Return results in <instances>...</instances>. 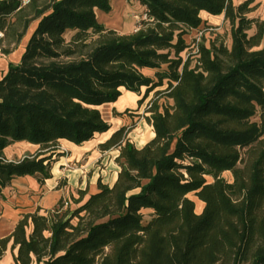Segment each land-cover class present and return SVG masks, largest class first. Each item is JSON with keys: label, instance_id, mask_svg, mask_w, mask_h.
Returning <instances> with one entry per match:
<instances>
[{"label": "trees", "instance_id": "16d2710c", "mask_svg": "<svg viewBox=\"0 0 264 264\" xmlns=\"http://www.w3.org/2000/svg\"><path fill=\"white\" fill-rule=\"evenodd\" d=\"M137 1L152 20L121 33L97 16L112 0H0L4 53L37 22L21 62L0 79V196L18 176L51 177L61 140L108 131L98 106L123 89L145 88L140 104L156 92L150 141L136 147L133 124L100 145L120 151L114 184L100 179L75 208L61 200L25 214L0 239V259L12 241L16 264H264V18L249 17L255 0ZM202 12L225 15L230 46L192 48ZM21 141L37 152L9 160L5 149Z\"/></svg>", "mask_w": 264, "mask_h": 264}, {"label": "crops", "instance_id": "0c3cea01", "mask_svg": "<svg viewBox=\"0 0 264 264\" xmlns=\"http://www.w3.org/2000/svg\"><path fill=\"white\" fill-rule=\"evenodd\" d=\"M243 1L245 0H233L236 5ZM131 2H137L143 11L145 10L139 1ZM127 5H129L128 0H112V10L108 14L101 9L96 10L98 19L104 21L107 27L121 33L132 32L133 30L128 28H131L133 23L130 24L129 21L123 19ZM253 5H256V8L249 13V17L264 18V0H255ZM201 15L206 24L200 29H193L187 41L191 42L199 30L216 26L219 28L217 34H221L224 30L229 31L228 45L230 46V23L225 19V15H210L207 12H202ZM107 16L116 17V21L113 19L107 21L105 19ZM36 26L37 22L32 23L20 43L15 47L12 46L8 53H4L0 47V79L6 74L11 63L21 62ZM209 35L210 32H207L205 36ZM205 43L210 46L209 40ZM143 72L149 76L155 74V71L151 69H143ZM141 97L142 94L123 89L121 96L115 102L98 106L103 119L110 124L111 128L106 132L97 133L93 139L81 144L61 140L58 149L61 154L54 156L51 177L45 179L43 183L39 182L35 176H18L11 184L3 188L2 196H0V239L10 236L25 214L37 211L47 214L61 200L69 201L72 208H75L76 199L82 197L84 202L91 194L98 191L100 179L104 183L114 184L120 171L116 162L120 151L117 148L102 150L100 145L106 142L113 132L122 126L130 125L133 121L135 125L128 137L136 147H143L155 136L153 127L145 118L144 107L147 99L140 104ZM38 148V145L28 141L15 142L5 149V155L9 160H18L37 152ZM12 243L10 241L8 244L7 250L0 259V264H16L15 256L18 249L12 248Z\"/></svg>", "mask_w": 264, "mask_h": 264}, {"label": "rangeland", "instance_id": "374dc122", "mask_svg": "<svg viewBox=\"0 0 264 264\" xmlns=\"http://www.w3.org/2000/svg\"><path fill=\"white\" fill-rule=\"evenodd\" d=\"M128 8L126 9V11L124 12L123 14V19L126 20V21H129V23H133L132 24V27L131 28H128L129 30H136V28L138 27V23L136 22V19L134 18V15L136 13H142L143 12V8L137 3V2H131L129 1V5H127ZM130 6V7H129ZM105 12V11H104ZM105 13H109V12H105ZM105 19L107 21H110V20H114L116 21V17H113V18H110V17H105ZM101 23H103L105 26H106V23L104 21H101L99 20ZM107 27V26H106ZM218 31H211L210 32V35L208 37L204 36L202 38V41L206 42L207 40L210 41V45L211 43H216V42H219V41H223L225 44H229L228 42V38H229V31L227 30H224L223 32H221V34H217ZM214 34H217V35H214ZM70 35V34H69ZM187 56V53L185 54V57ZM152 77L155 76V74H151ZM160 89V88H159ZM145 93V88H143L141 90V93L142 94V97H143V94ZM141 97V98H142ZM140 98V99H141ZM156 98V92H151V94L148 96L147 98V103L144 107V113H146V109L150 106V102ZM159 101L161 104L165 105V104H169V103H172L171 100H169L168 98L166 97H160L159 98ZM144 115V114H143ZM135 125L134 121L132 123H130V125ZM239 166H241V164H239ZM222 176L229 180V181H232L233 179V174L231 171H225ZM208 181H213V178L211 176H208L207 177ZM189 197L192 198L193 200H195L196 202V211L198 213H200L202 210H203V207H204V204L196 197V195L194 193H190L189 194ZM149 212L150 210H145L144 213H145V218L148 219V215H149Z\"/></svg>", "mask_w": 264, "mask_h": 264}, {"label": "built area", "instance_id": "2783aa9c", "mask_svg": "<svg viewBox=\"0 0 264 264\" xmlns=\"http://www.w3.org/2000/svg\"><path fill=\"white\" fill-rule=\"evenodd\" d=\"M24 4L28 3L29 0H22ZM134 18L136 19V22L139 23L142 20H152V18L149 17L148 13L146 11H143L142 13H136L134 15ZM138 28V27H137ZM136 28V29H137ZM219 28L216 26H209L207 28L201 29L198 31L197 35L195 36V39L192 42V48L195 49L196 51H198V46L199 43L202 42V38L206 35L207 32H211V31H217ZM4 36V32L0 29V38ZM188 56V53H187Z\"/></svg>", "mask_w": 264, "mask_h": 264}, {"label": "bare ground", "instance_id": "6f19581e", "mask_svg": "<svg viewBox=\"0 0 264 264\" xmlns=\"http://www.w3.org/2000/svg\"><path fill=\"white\" fill-rule=\"evenodd\" d=\"M155 134V133H154Z\"/></svg>", "mask_w": 264, "mask_h": 264}]
</instances>
